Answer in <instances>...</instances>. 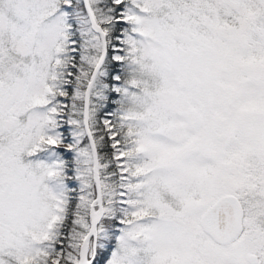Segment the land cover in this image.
<instances>
[{
  "label": "snow or ice",
  "instance_id": "snow-or-ice-1",
  "mask_svg": "<svg viewBox=\"0 0 264 264\" xmlns=\"http://www.w3.org/2000/svg\"><path fill=\"white\" fill-rule=\"evenodd\" d=\"M0 264H264V0H0Z\"/></svg>",
  "mask_w": 264,
  "mask_h": 264
}]
</instances>
